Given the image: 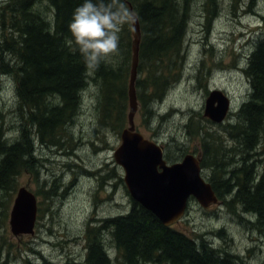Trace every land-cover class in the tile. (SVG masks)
Instances as JSON below:
<instances>
[{"label":"rangeland","instance_id":"rangeland-1","mask_svg":"<svg viewBox=\"0 0 264 264\" xmlns=\"http://www.w3.org/2000/svg\"><path fill=\"white\" fill-rule=\"evenodd\" d=\"M235 1L216 0L217 15L208 30L205 28V0L188 2L189 23L182 45L186 58L181 80L167 90L163 88L162 99L155 101L148 85L149 97H144V101L151 102L150 107L155 112L148 124H144L143 110L137 100L135 129L162 147L169 164L192 154L200 157L201 165L202 142L218 145V140L223 138V148L232 146L231 140L223 137L224 126L236 122L239 108L248 101L251 88L243 69L253 42L264 38V0H255L248 14L244 11L250 0ZM47 5L42 2L37 8L46 12L44 18L48 20L51 12ZM6 60L10 65L13 63L10 55ZM157 68L159 73L161 66ZM88 76L92 78L90 73ZM91 78L82 92L72 123L58 132L61 140L57 146L42 144L36 131L27 129L34 146L33 168L37 174L24 171L17 177L13 191L0 192V264H83L90 221L116 217L130 209L132 199L123 182L124 172L113 157L121 143L120 133L128 127L129 102L126 126L120 132L112 130L111 120L100 127L97 87ZM145 78L146 74L137 72V82ZM213 90L222 91L231 102L230 112L222 124H215L204 116L205 101ZM46 101L52 103V100ZM0 110L6 138L13 142L25 124L26 109L19 107L13 79L8 74H0ZM190 115H193L191 120ZM206 131L216 132L217 136L206 135ZM261 145L259 149L264 152V142ZM205 158L202 177L213 183L214 171ZM259 159V168L264 171V154ZM20 188H26L36 197L32 234L11 232L9 215ZM233 192L226 200L220 197L217 204L206 209L190 198L184 218L173 227L197 245L205 241L210 245L207 249L227 250L235 256H244L250 249L251 264H264V221L255 220L254 213H243L239 202H228ZM6 200L9 205L3 208ZM225 201L228 204H224ZM102 234L104 249L113 262L111 237L107 231ZM235 256L229 259V264H236Z\"/></svg>","mask_w":264,"mask_h":264},{"label":"trees","instance_id":"trees-1","mask_svg":"<svg viewBox=\"0 0 264 264\" xmlns=\"http://www.w3.org/2000/svg\"><path fill=\"white\" fill-rule=\"evenodd\" d=\"M189 1L125 0L139 16L141 39L137 72L138 75L146 74V78L143 82L136 81L135 89L144 124L155 115L151 102L144 101V97H149L148 85L155 101L162 99L163 88L167 90L181 80L186 58L182 45L189 23ZM254 1L250 0L245 14L255 5ZM42 2L48 4L51 12L48 20L44 18L46 12L37 8ZM83 2H0V74L12 77L19 107L26 109L23 113L25 124L13 142L6 138L0 110V192L13 191L17 177L24 171L37 174L33 168L34 146L27 129L33 128L42 144L57 146L61 140L58 132L72 123L78 111L82 92L91 78L89 73L97 87L99 126L107 124L108 120H111L112 130L117 132L126 126L131 28L125 27L120 34L119 55L102 62L95 71L88 70L78 51L74 52L68 44L71 37L67 26L74 9ZM205 2V28L208 30L217 15L216 0ZM257 39L243 69L251 88L248 101L239 108L236 122L224 126L223 137L231 140L232 146L223 148V138L218 140V145L201 141V168L204 163L206 165V156L214 171V182H209L217 197L226 200L234 191L227 201L239 202L243 213H254L255 220L263 222L264 171L259 168V157L264 152L259 148L264 142V38ZM9 55L13 60L11 65L6 60ZM159 65L161 71L157 73ZM46 100L52 103L47 104ZM191 117L193 115L190 120ZM189 124L185 125L189 127ZM204 133L217 136L216 132ZM6 204L9 205V201L4 202L3 208ZM104 231L111 237L113 262L104 249ZM85 239L83 264H229L230 261V258H221V250L207 249L205 241L197 245L173 226H164L154 214L133 200L125 214L90 221Z\"/></svg>","mask_w":264,"mask_h":264},{"label":"water","instance_id":"water-1","mask_svg":"<svg viewBox=\"0 0 264 264\" xmlns=\"http://www.w3.org/2000/svg\"><path fill=\"white\" fill-rule=\"evenodd\" d=\"M129 8L132 9L130 4ZM131 35L128 127L121 131V143L113 157L123 169V182L131 199L154 214L164 226L171 227L184 218L190 198L196 199L204 209L217 204L218 199L211 185L202 177L199 156L187 154L180 162L168 164L162 147L136 131L139 22L131 28ZM230 105V99L222 91L213 90L205 101L204 116L215 124H221L230 111ZM36 211L35 195L26 188H20L9 215L11 232L14 235L32 234Z\"/></svg>","mask_w":264,"mask_h":264},{"label":"clouds","instance_id":"clouds-1","mask_svg":"<svg viewBox=\"0 0 264 264\" xmlns=\"http://www.w3.org/2000/svg\"><path fill=\"white\" fill-rule=\"evenodd\" d=\"M138 20L125 0H84L74 9L67 26L68 44L78 51L86 68L95 71L102 62L119 55L121 32Z\"/></svg>","mask_w":264,"mask_h":264},{"label":"flooded vegetation","instance_id":"flooded-vegetation-1","mask_svg":"<svg viewBox=\"0 0 264 264\" xmlns=\"http://www.w3.org/2000/svg\"><path fill=\"white\" fill-rule=\"evenodd\" d=\"M221 202V201H220ZM207 246H210L209 244ZM212 249V248H211ZM212 250H216V249H212ZM218 250H221V249H218ZM248 254L246 255H240V256H235L233 254H231V252L227 251V250H224L222 251V253H220V256L221 258H223L224 260L226 258H231V257H234L235 256V262L236 264H251V261H252V256L249 254L250 252V249H248Z\"/></svg>","mask_w":264,"mask_h":264}]
</instances>
